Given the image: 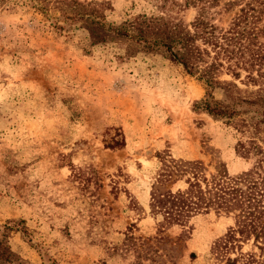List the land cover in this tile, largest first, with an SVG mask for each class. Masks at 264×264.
<instances>
[{
	"label": "rangeland",
	"instance_id": "374dc122",
	"mask_svg": "<svg viewBox=\"0 0 264 264\" xmlns=\"http://www.w3.org/2000/svg\"><path fill=\"white\" fill-rule=\"evenodd\" d=\"M81 1H109L115 22L150 9L146 0ZM181 16L190 23L195 11ZM83 38L53 33L20 0L0 3V235L20 222L7 231L12 264H225L209 253L233 225L224 215L195 218L188 235L157 232L148 209L155 156L200 160L207 176L219 163L239 174L257 157H241L232 130L192 111L205 91L180 66L118 63L102 47L85 55ZM122 137L123 148H106ZM81 167L96 170L99 190L73 178Z\"/></svg>",
	"mask_w": 264,
	"mask_h": 264
},
{
	"label": "trees",
	"instance_id": "16d2710c",
	"mask_svg": "<svg viewBox=\"0 0 264 264\" xmlns=\"http://www.w3.org/2000/svg\"><path fill=\"white\" fill-rule=\"evenodd\" d=\"M20 1L40 13L57 35L72 38L83 32L85 55L102 47L114 51L118 63L159 57L202 84L204 97L193 103L192 111L232 130L236 153L257 157V164L230 175L219 163L207 176L200 160L156 153L159 166L150 189L149 215L158 233L179 227L186 235L195 218L224 215L233 225L213 243L210 256L225 264H264V0H146L149 11L126 15L119 22L108 19L107 11H113L109 1ZM189 9L195 16L186 23L181 12ZM233 12L223 26L222 17ZM124 146L122 137L106 148ZM72 171L85 188L102 187L94 168ZM19 223L3 227L0 263H13L7 231H19L14 228ZM244 246L249 248L243 252Z\"/></svg>",
	"mask_w": 264,
	"mask_h": 264
}]
</instances>
